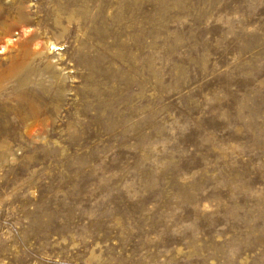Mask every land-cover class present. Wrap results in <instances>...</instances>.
<instances>
[{
	"label": "rangeland",
	"instance_id": "obj_1",
	"mask_svg": "<svg viewBox=\"0 0 264 264\" xmlns=\"http://www.w3.org/2000/svg\"><path fill=\"white\" fill-rule=\"evenodd\" d=\"M0 264H264V0H0Z\"/></svg>",
	"mask_w": 264,
	"mask_h": 264
},
{
	"label": "bare ground",
	"instance_id": "obj_2",
	"mask_svg": "<svg viewBox=\"0 0 264 264\" xmlns=\"http://www.w3.org/2000/svg\"><path fill=\"white\" fill-rule=\"evenodd\" d=\"M8 45V44H7ZM50 46V45H49ZM48 45H47V47H49ZM11 48V47H10ZM47 51V50H46Z\"/></svg>",
	"mask_w": 264,
	"mask_h": 264
}]
</instances>
